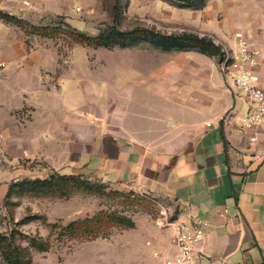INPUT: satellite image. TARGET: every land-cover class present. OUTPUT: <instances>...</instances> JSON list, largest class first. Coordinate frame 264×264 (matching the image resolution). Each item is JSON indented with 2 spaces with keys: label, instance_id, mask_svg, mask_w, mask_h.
<instances>
[{
  "label": "crops",
  "instance_id": "crops-1",
  "mask_svg": "<svg viewBox=\"0 0 264 264\" xmlns=\"http://www.w3.org/2000/svg\"><path fill=\"white\" fill-rule=\"evenodd\" d=\"M221 10L232 19L200 31L230 55L234 32L247 34L261 52L255 71L264 91V0H232ZM11 11L0 0V12ZM78 47L60 65L55 50L28 45L20 29L0 20L4 194L18 176L52 172L151 193L174 203L175 220L208 222L199 264H264V123L239 126L249 105L234 98L217 60L172 51L162 62L154 50L142 57L147 65L118 77L90 66L86 53L79 58ZM169 240L153 253L172 255Z\"/></svg>",
  "mask_w": 264,
  "mask_h": 264
},
{
  "label": "rangeland",
  "instance_id": "rangeland-1",
  "mask_svg": "<svg viewBox=\"0 0 264 264\" xmlns=\"http://www.w3.org/2000/svg\"><path fill=\"white\" fill-rule=\"evenodd\" d=\"M4 1L12 6V14L5 13L15 18L11 24L22 31L27 44L55 50L60 65H66L68 54L77 46L60 22L88 36H96L110 25L119 30L143 27L162 34L188 32L207 36L200 31L203 25L232 19L231 11L221 10L232 0H196L190 6L178 0ZM209 38L215 43L214 38ZM154 50L158 51L144 42L127 48L81 46L76 52L79 58L86 53L90 66L102 71L106 67L109 72L112 69L119 77L123 69L144 67L142 57ZM168 57L162 52V62ZM34 165L30 166L35 168ZM20 180L18 176L17 181ZM4 191L0 189V234L12 233L14 244L30 254L31 264H157L153 251L168 246L170 223L176 214V206L167 198L112 188L85 176L75 184H58L50 191L14 190L6 197ZM98 214L127 216L135 227L126 230L104 223L99 225L101 231L96 237L83 233L80 227L74 232L65 229L73 221L90 220ZM31 239L47 242L48 251L30 247ZM0 264H4L1 255Z\"/></svg>",
  "mask_w": 264,
  "mask_h": 264
},
{
  "label": "trees",
  "instance_id": "trees-1",
  "mask_svg": "<svg viewBox=\"0 0 264 264\" xmlns=\"http://www.w3.org/2000/svg\"><path fill=\"white\" fill-rule=\"evenodd\" d=\"M187 6L192 5L196 0H178ZM0 20L11 24L15 18L4 12H0ZM60 27L66 31L65 33L71 38V41L79 46L92 48L113 47L127 48L137 46L140 43L147 42L160 52L172 51H197L208 57L215 58L217 62L222 61L224 53L221 46L215 44L211 38L195 33L182 32L177 34H162L154 30L135 27L131 30H119L115 26H107L96 36H88L84 32L71 27L66 22H60ZM83 175H66L52 172L45 178H22L19 182L15 181L8 185L4 197L8 196L12 191H35V190H53L55 186H64L67 184H75L81 180ZM108 224L109 226H117L126 230L135 227L134 221L123 215L114 214H98L90 220L73 221L69 223L65 229L76 231L80 227L81 231L91 237H96L101 231L99 225ZM15 236L11 233L9 236L0 234V255L4 264H31V256L26 248H21L14 244ZM29 246L34 249L46 252L49 244L47 242L31 239Z\"/></svg>",
  "mask_w": 264,
  "mask_h": 264
},
{
  "label": "built area",
  "instance_id": "built-area-1",
  "mask_svg": "<svg viewBox=\"0 0 264 264\" xmlns=\"http://www.w3.org/2000/svg\"><path fill=\"white\" fill-rule=\"evenodd\" d=\"M233 37L237 51L230 55L222 48L224 57L218 62V68L223 75L230 77L234 98H242L249 105L246 114L239 118V126L243 130H253L264 123V91L255 71L261 52L247 34L237 31ZM229 116V113L226 114L224 119L227 120ZM254 140V137L251 138V141ZM207 227L208 222L193 216L189 221L174 219L170 223L172 235L169 240L174 248L173 254L161 256L160 253L154 252L153 257L159 259L161 264H199V245L204 239V230Z\"/></svg>",
  "mask_w": 264,
  "mask_h": 264
}]
</instances>
